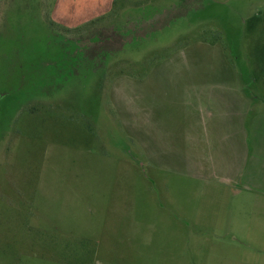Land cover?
<instances>
[{
  "label": "rangeland",
  "instance_id": "374dc122",
  "mask_svg": "<svg viewBox=\"0 0 264 264\" xmlns=\"http://www.w3.org/2000/svg\"><path fill=\"white\" fill-rule=\"evenodd\" d=\"M256 76L264 0H0V264H264Z\"/></svg>",
  "mask_w": 264,
  "mask_h": 264
},
{
  "label": "crops",
  "instance_id": "0c3cea01",
  "mask_svg": "<svg viewBox=\"0 0 264 264\" xmlns=\"http://www.w3.org/2000/svg\"><path fill=\"white\" fill-rule=\"evenodd\" d=\"M256 81H258L257 76L254 80V87L256 90V94H254V96H248L245 93L246 87L244 85L242 87L239 86L238 91L242 93L239 94V97L243 102H245V104L247 102L249 106L247 108L248 110L243 109V112L242 110H239V114H237L243 116L239 126L243 127L245 130V134L242 136L243 145H241L239 149L241 154L244 156V167L255 171L264 166V86L256 84ZM212 91H216V89L213 88ZM214 97L216 102H211ZM210 98L211 101H209V103L217 108L223 103L222 100L224 97L222 94H209L208 100ZM217 100L219 102H217ZM213 106L210 107L213 108ZM255 180L256 178L253 182L254 185L261 186L260 182H256Z\"/></svg>",
  "mask_w": 264,
  "mask_h": 264
}]
</instances>
